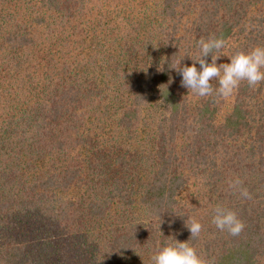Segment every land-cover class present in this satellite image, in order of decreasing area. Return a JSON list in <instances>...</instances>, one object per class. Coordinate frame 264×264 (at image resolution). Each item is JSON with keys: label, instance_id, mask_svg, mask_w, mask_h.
<instances>
[{"label": "trees", "instance_id": "1", "mask_svg": "<svg viewBox=\"0 0 264 264\" xmlns=\"http://www.w3.org/2000/svg\"><path fill=\"white\" fill-rule=\"evenodd\" d=\"M255 47L264 0H0V264H264V81L181 87Z\"/></svg>", "mask_w": 264, "mask_h": 264}, {"label": "clouds", "instance_id": "2", "mask_svg": "<svg viewBox=\"0 0 264 264\" xmlns=\"http://www.w3.org/2000/svg\"><path fill=\"white\" fill-rule=\"evenodd\" d=\"M200 55L206 56L209 52L219 51L225 46L222 38H210L208 40H200ZM218 56H213L212 64H206L200 59L201 71H197L195 65L185 67L182 70V84L189 86L188 91L199 97L212 95L213 89L209 81L218 78L219 87L216 93L224 98L229 97L239 86L241 81H247L248 85L255 86L264 81V47H255L250 52H238L230 57V62L217 66L215 60ZM175 68V67H173ZM221 68L223 74H221ZM241 181L235 180L231 185L238 188L240 195L245 199H250L247 189L239 187ZM212 223L220 231H226L231 236H237L244 228V224L238 219L235 212L222 207L215 209ZM190 232V238L196 237L201 232V224L193 221L190 225H186ZM153 264H204L196 254V251L187 241L177 242L175 245H166L160 248L152 256Z\"/></svg>", "mask_w": 264, "mask_h": 264}, {"label": "rangeland", "instance_id": "3", "mask_svg": "<svg viewBox=\"0 0 264 264\" xmlns=\"http://www.w3.org/2000/svg\"><path fill=\"white\" fill-rule=\"evenodd\" d=\"M187 192H188V191H187ZM187 192H185L184 194L186 195Z\"/></svg>", "mask_w": 264, "mask_h": 264}]
</instances>
